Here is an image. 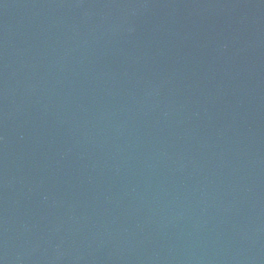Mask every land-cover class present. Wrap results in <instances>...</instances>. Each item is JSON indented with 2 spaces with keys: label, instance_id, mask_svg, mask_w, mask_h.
Instances as JSON below:
<instances>
[{
  "label": "water",
  "instance_id": "obj_1",
  "mask_svg": "<svg viewBox=\"0 0 264 264\" xmlns=\"http://www.w3.org/2000/svg\"><path fill=\"white\" fill-rule=\"evenodd\" d=\"M0 264H264V0H0Z\"/></svg>",
  "mask_w": 264,
  "mask_h": 264
}]
</instances>
